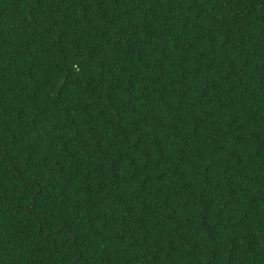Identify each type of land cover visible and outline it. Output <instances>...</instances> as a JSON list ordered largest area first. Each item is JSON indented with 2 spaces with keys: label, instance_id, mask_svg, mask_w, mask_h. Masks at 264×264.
<instances>
[{
  "label": "trees",
  "instance_id": "1",
  "mask_svg": "<svg viewBox=\"0 0 264 264\" xmlns=\"http://www.w3.org/2000/svg\"><path fill=\"white\" fill-rule=\"evenodd\" d=\"M0 264H264V0H0Z\"/></svg>",
  "mask_w": 264,
  "mask_h": 264
},
{
  "label": "water",
  "instance_id": "2",
  "mask_svg": "<svg viewBox=\"0 0 264 264\" xmlns=\"http://www.w3.org/2000/svg\"><path fill=\"white\" fill-rule=\"evenodd\" d=\"M27 209H29V208H27ZM62 229H64V227H62ZM68 230H70V228L68 227ZM71 237H73L72 235H71ZM73 242L75 241L74 240V238H73V240H72Z\"/></svg>",
  "mask_w": 264,
  "mask_h": 264
}]
</instances>
